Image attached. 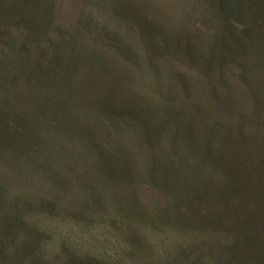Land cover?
Wrapping results in <instances>:
<instances>
[{
	"label": "rangeland",
	"instance_id": "rangeland-1",
	"mask_svg": "<svg viewBox=\"0 0 264 264\" xmlns=\"http://www.w3.org/2000/svg\"><path fill=\"white\" fill-rule=\"evenodd\" d=\"M0 264H264V0H0Z\"/></svg>",
	"mask_w": 264,
	"mask_h": 264
}]
</instances>
